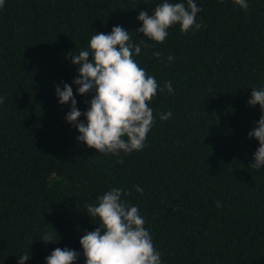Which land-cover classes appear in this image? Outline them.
<instances>
[{
  "label": "trees",
  "instance_id": "trees-1",
  "mask_svg": "<svg viewBox=\"0 0 264 264\" xmlns=\"http://www.w3.org/2000/svg\"><path fill=\"white\" fill-rule=\"evenodd\" d=\"M161 2L5 0L0 8V264H18L27 248L25 264H46L57 247L85 264L80 238L100 224L87 205L110 188L131 193L122 199L139 208L162 264H264V168L250 166L259 142L247 135L261 115L247 101L264 88V0H247V10L196 0L202 27L175 25L157 44L136 31L137 17ZM114 26L153 45L135 60L159 88H173L158 89L149 105L156 120L147 146L119 156L77 141L65 120L70 104L55 91L71 85L87 110L92 95L77 94L78 66L67 54ZM45 233L55 243L45 245Z\"/></svg>",
  "mask_w": 264,
  "mask_h": 264
},
{
  "label": "clouds",
  "instance_id": "clouds-1",
  "mask_svg": "<svg viewBox=\"0 0 264 264\" xmlns=\"http://www.w3.org/2000/svg\"><path fill=\"white\" fill-rule=\"evenodd\" d=\"M5 0H0V8ZM235 5L247 10V0H234ZM202 11L196 0H162L154 12L140 11L137 19L142 26L136 31L143 37L162 44L168 38V30L180 26L182 33L195 32L202 25L197 22V14ZM132 41L129 31L114 26L110 33L94 34L85 50L67 54L73 65L78 66V76L73 84L81 96L88 94L92 98L89 107L81 112L77 107L73 88L64 83L63 90L56 86V95L61 105L70 104L65 120L79 133L77 141L95 149L99 154L119 156L142 151L147 145L148 133L152 130L156 117L149 106L157 96L158 89L169 93L173 91L170 82L159 88L154 76L139 67L135 56L141 53V46L152 48V44L139 39ZM160 59L163 54L154 52ZM91 57V59H90ZM169 62L174 56L167 57ZM0 98V104H3ZM249 106L259 105L261 115L256 126L248 132L249 138H255L259 147L254 153V163L250 166L257 170L264 168V88L251 90ZM83 115L86 123L80 121ZM172 116L169 111L160 114L162 121ZM122 163V160H118ZM135 191L143 194V188L135 186ZM131 195L122 189L110 188L96 198L95 203L87 205V214L98 218L100 224L93 231H86L80 238L85 264H162L161 253L155 248L152 236L145 228V219L137 206L122 199ZM217 207H222L217 201ZM54 229V228H53ZM55 231V230H54ZM55 234L56 231H55ZM45 245L54 242L53 233H45L40 239ZM81 253L70 248H55L45 260L46 264H76ZM31 258L28 248L19 255L18 264H25Z\"/></svg>",
  "mask_w": 264,
  "mask_h": 264
}]
</instances>
